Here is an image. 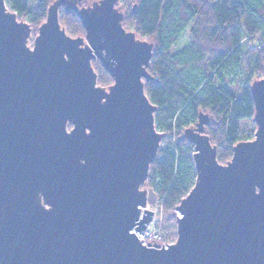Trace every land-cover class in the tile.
<instances>
[{
	"label": "water",
	"instance_id": "1",
	"mask_svg": "<svg viewBox=\"0 0 264 264\" xmlns=\"http://www.w3.org/2000/svg\"><path fill=\"white\" fill-rule=\"evenodd\" d=\"M79 1L54 0L29 47L30 24L0 0V264H264V76L250 84L254 139L226 163L207 113L183 130L195 181L175 241L145 246L142 186L165 137L144 89L154 43L123 27L119 0ZM61 6L83 36L60 24Z\"/></svg>",
	"mask_w": 264,
	"mask_h": 264
},
{
	"label": "trees",
	"instance_id": "2",
	"mask_svg": "<svg viewBox=\"0 0 264 264\" xmlns=\"http://www.w3.org/2000/svg\"><path fill=\"white\" fill-rule=\"evenodd\" d=\"M53 1L6 4L37 33ZM123 7L122 25L154 43L147 68L152 78L144 80V89L165 137L145 186L148 201L161 202L163 240H174L176 206L196 177L193 145L183 130L196 124L199 112L207 113L204 132L217 147L218 161L226 163L240 141L241 122L254 115L250 84L264 74V0H123ZM59 22L71 36L85 33L77 14L64 6ZM92 66L99 85L113 82L98 59Z\"/></svg>",
	"mask_w": 264,
	"mask_h": 264
},
{
	"label": "rangeland",
	"instance_id": "3",
	"mask_svg": "<svg viewBox=\"0 0 264 264\" xmlns=\"http://www.w3.org/2000/svg\"><path fill=\"white\" fill-rule=\"evenodd\" d=\"M82 0H80L79 2H81ZM93 1H95V0H89V1H87V3H82L81 5H79V6H86V5H89V4H91ZM135 5V4H134ZM118 6L120 7V9L124 12L125 11V7H123V0H119V2H118ZM22 20H24V19H22ZM25 22H27L28 23V21L27 20H24ZM124 27V26H123ZM65 28V27H64ZM125 28V27H124ZM126 29V28H125ZM66 30V29H65ZM127 30V29H126ZM128 31H133L132 29L131 30H128ZM67 32V31H66ZM37 35V33H33V32H31V35H30V37H29V39H28V46L29 47H32V45H33V40H34V38H35V36ZM136 37L137 38H139V39H144V40H147V41H151L150 39H148V38H140L137 34H136ZM185 39H186V37H184V38H182V40H181V43H183L184 41H185ZM264 76V74L261 76V77H259V78H255V79H253L252 81H254V80H257V79H260V78H262ZM252 83V82H251ZM104 87H107V86H104ZM255 130H256V125H255V123L254 122H252V119L251 120H244V121H242L241 122V125H240V128H239V138H240V141H250V140H253L254 139V132H255ZM158 131V130H157ZM162 143H163V139H162V141L160 142V147H161V145H162ZM142 188H144V189H147L148 190V188H147V186H145V184L142 186ZM148 198H149V196H148ZM147 205L149 206V209L148 210H151V211H153L152 213H153V215H152V219H151V221L153 222H151L152 223V225H151V227H150V230H153L154 229V227L156 228V229H158V232H160V234L162 235V222H163V210L161 209V202L159 201V200H155L153 203L152 202H149L148 200H147ZM175 213H176V217H177V212H176V209H175ZM150 224V223H149ZM175 229H176V223H175ZM165 242H167L168 244H170V243H173L174 241H175V239L174 240H171V239H169V238H167V239H165L164 240Z\"/></svg>",
	"mask_w": 264,
	"mask_h": 264
},
{
	"label": "built area",
	"instance_id": "4",
	"mask_svg": "<svg viewBox=\"0 0 264 264\" xmlns=\"http://www.w3.org/2000/svg\"><path fill=\"white\" fill-rule=\"evenodd\" d=\"M145 209H149V206L146 205ZM142 211H143V209H142ZM178 216H180L179 212H177V217ZM151 222H149L150 224L148 223L146 225V228L144 230H142L140 232H136L138 239H143L141 241V243L145 246H147V245L148 246H154L156 244H158L159 246H162V244H163V246H166L168 243L163 240V237L160 234V232H158V229H156L154 227L153 230H150V227L153 223V222L152 223Z\"/></svg>",
	"mask_w": 264,
	"mask_h": 264
}]
</instances>
